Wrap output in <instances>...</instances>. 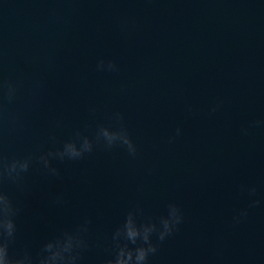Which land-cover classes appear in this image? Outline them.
<instances>
[{
	"label": "water",
	"instance_id": "95a60500",
	"mask_svg": "<svg viewBox=\"0 0 264 264\" xmlns=\"http://www.w3.org/2000/svg\"><path fill=\"white\" fill-rule=\"evenodd\" d=\"M100 57L119 71L98 72ZM0 71L23 81L7 105L18 122L0 130L4 155L38 154L75 129L91 136L117 111L139 149L57 162L60 178L34 164L26 192L8 187L22 208L13 253L89 216L80 264H101L129 208L157 218L176 202L184 221L148 264H264V129L240 132L264 118V0H0ZM251 184L261 204L233 226Z\"/></svg>",
	"mask_w": 264,
	"mask_h": 264
},
{
	"label": "clouds",
	"instance_id": "9594fccd",
	"mask_svg": "<svg viewBox=\"0 0 264 264\" xmlns=\"http://www.w3.org/2000/svg\"><path fill=\"white\" fill-rule=\"evenodd\" d=\"M95 67L98 72L119 71L118 64L111 58H98ZM22 83V80L4 78L0 71V130L5 124L15 126L18 122V117L8 111L7 105L17 99ZM33 86L42 87V82L35 80ZM219 108V103L210 105L208 114H215ZM90 111L94 113L95 108ZM186 111L189 115H196V109L191 104L186 105ZM111 120L112 124H97L91 136L80 129H75L69 138L62 141H57L54 135L50 136L51 146L38 154L27 153L8 157L0 149V264H80L83 254L90 248L87 236L92 220L89 216H84L71 228L55 232L41 243L35 253L27 247L21 252L11 251L17 239V218L22 208L20 201L10 194L8 187L14 186L18 192H26V176L34 164L39 166V170L46 177L60 178L61 171L57 162L80 161L98 147L106 151L122 147L129 157L137 158L139 149L124 123L123 114L114 112ZM61 124L62 121H56V127ZM257 128L264 129V118L249 120L246 125L241 126L240 132L247 136ZM181 134L182 128L178 125L174 134L168 137V142L173 143ZM240 190L246 193L249 199L247 205L231 217L233 226L246 220L249 210L261 204L256 198L255 184L241 185ZM53 203L63 206L66 203L64 195L56 194ZM183 221V211L176 202H169L166 212L157 218L144 217V211L139 205L129 208L123 221L113 229L110 255L103 259L101 264H148L149 257L154 256L160 245L179 230Z\"/></svg>",
	"mask_w": 264,
	"mask_h": 264
}]
</instances>
